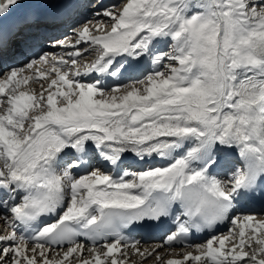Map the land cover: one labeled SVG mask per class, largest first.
<instances>
[{"label":"snow or ice","instance_id":"obj_1","mask_svg":"<svg viewBox=\"0 0 264 264\" xmlns=\"http://www.w3.org/2000/svg\"><path fill=\"white\" fill-rule=\"evenodd\" d=\"M0 264H264V0H0Z\"/></svg>","mask_w":264,"mask_h":264},{"label":"bare ground","instance_id":"obj_2","mask_svg":"<svg viewBox=\"0 0 264 264\" xmlns=\"http://www.w3.org/2000/svg\"><path fill=\"white\" fill-rule=\"evenodd\" d=\"M105 2H108V0H105ZM222 230H223V229H222ZM203 239H204V237H202V238H198V239H195L194 242H195V243H199V242H201Z\"/></svg>","mask_w":264,"mask_h":264}]
</instances>
